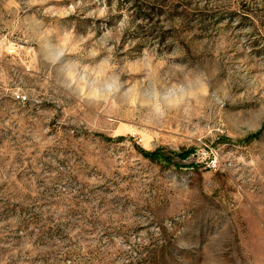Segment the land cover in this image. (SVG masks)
<instances>
[{
    "label": "rangeland",
    "instance_id": "obj_1",
    "mask_svg": "<svg viewBox=\"0 0 264 264\" xmlns=\"http://www.w3.org/2000/svg\"><path fill=\"white\" fill-rule=\"evenodd\" d=\"M0 264H264V0H0Z\"/></svg>",
    "mask_w": 264,
    "mask_h": 264
},
{
    "label": "trees",
    "instance_id": "obj_2",
    "mask_svg": "<svg viewBox=\"0 0 264 264\" xmlns=\"http://www.w3.org/2000/svg\"><path fill=\"white\" fill-rule=\"evenodd\" d=\"M141 153L144 157H146L147 159H149L151 161H160L161 160V156H160L159 151H155L152 153H148V152H141ZM187 155H188V153H183V154L177 155V157L180 159H185L187 157ZM168 160H169V158H166L164 161H168Z\"/></svg>",
    "mask_w": 264,
    "mask_h": 264
},
{
    "label": "built area",
    "instance_id": "obj_3",
    "mask_svg": "<svg viewBox=\"0 0 264 264\" xmlns=\"http://www.w3.org/2000/svg\"><path fill=\"white\" fill-rule=\"evenodd\" d=\"M211 167H213V168L216 169V168L218 167V165H217L216 162L214 161V162L212 163Z\"/></svg>",
    "mask_w": 264,
    "mask_h": 264
}]
</instances>
